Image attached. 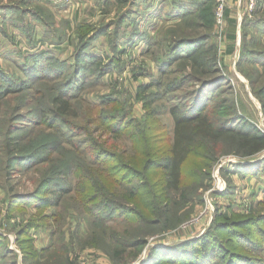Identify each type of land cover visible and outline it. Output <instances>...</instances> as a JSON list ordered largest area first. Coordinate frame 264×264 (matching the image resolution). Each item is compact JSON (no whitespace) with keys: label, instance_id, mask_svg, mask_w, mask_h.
Returning a JSON list of instances; mask_svg holds the SVG:
<instances>
[{"label":"rangeland","instance_id":"rangeland-1","mask_svg":"<svg viewBox=\"0 0 264 264\" xmlns=\"http://www.w3.org/2000/svg\"><path fill=\"white\" fill-rule=\"evenodd\" d=\"M11 1L0 0V5H9ZM91 1L71 0L68 3L56 4L53 0L55 7L45 5L48 8L45 23L49 27L40 37L47 43L42 47L53 45L50 49L54 51L53 56L58 62L67 61L70 64L75 63V45H81L83 41L90 42L89 51L96 57L97 62L91 66L93 76H90L83 87H78L77 99L73 102V109L78 115L71 120L75 127L80 128V132L76 133L79 135L75 136L74 140L80 142L89 138L94 141L92 145H97L98 149L102 147V150L110 154L115 152L117 157L112 155L108 161L100 163L107 167L117 164L118 167L111 172L98 171L92 167L90 175L87 169L83 168L81 177H75L77 181L72 183L73 188L76 187L73 195L69 199L63 198L59 207L50 208L41 215L35 203H29L30 201H21L20 208L16 207L13 212L8 213L9 196L5 189L13 187L15 192L30 193L42 177L43 167L18 173L9 180L4 174L3 158L9 150V139H12L13 134L20 135L17 131H10L11 127L24 125L15 118L19 115L33 116L38 113L39 105L43 101L42 96H38L42 93V88L47 89L48 97H54L68 81L72 68L66 70L61 63L45 62L46 65L40 67L43 71L30 73L32 61L24 62L20 57L21 53H28L27 46H21L19 43L15 46V42L5 38L2 28L3 22L8 20V13L0 9V94L9 85L14 87L13 90L21 88L22 91L0 99V250L3 254L15 253V264H25L21 249L26 248V245H22V242L26 243V238L30 237L33 242L31 244L35 247L49 246L50 250L43 255V264L60 261L62 263L65 256L68 261L75 260V264H113L105 254H109L106 249L115 251L120 248L124 241L123 229L120 227L125 222L121 218L114 224L109 216L101 218L102 223L89 218L78 206V194L84 193L88 183H80L79 180L90 177L94 182L99 181L96 188H101L110 177L113 180L118 179L117 174H121L119 170H123V163L132 161L131 164L138 168V160H141V157L137 154L140 149L144 151L145 144L134 138L141 128L139 125L147 129V145L152 151L149 157L151 161L158 162L165 158L166 155L162 154L170 148L174 133V123L169 110L174 106L183 110L191 108L193 102L186 99L187 94L199 88L202 81L211 78L209 75H201L192 66L191 61L174 59L173 65L169 63L174 56L169 45L173 46L175 41L183 36H199L196 32L198 13L205 0H122L119 5L115 4L116 1L108 5L103 0L104 3L100 7V3L93 5ZM94 6L98 12L96 16H92ZM15 16L17 15L11 16L13 21ZM239 16L240 14L237 16V29L234 31L229 22L223 30L213 27L212 30L201 31V34L209 33L206 44L214 45L217 49L216 76L225 80L208 91L206 89L208 107L212 109L213 115L218 113L215 117H219V123L227 122L230 126L243 130L255 129L256 132L264 134V10L246 14L240 23ZM123 17L126 19L123 20ZM245 19H248L246 21L249 22V27L243 31L242 24ZM8 23L11 24V20ZM68 23L70 24L67 25ZM80 23L88 24H84L79 30L80 34H86L93 29L83 39L80 34H76ZM14 40L16 41L15 38ZM66 41L68 43H65ZM13 46L16 48H11ZM187 50L195 49L190 46L181 49ZM101 68L105 74L98 77L97 72ZM188 75H193L200 81L189 82L179 87L180 89L168 91L176 82H185ZM159 84L163 85L158 86ZM141 86H145V91L141 98L137 99L136 94ZM52 107L48 106L46 111ZM117 112L128 116L125 122L128 131H124L121 139L114 137L110 125H107V128L102 126V120ZM91 120L93 121L90 122ZM46 134L44 130L34 132L31 128L26 135L24 146H30L36 138ZM133 140L138 144L133 146ZM85 148L84 156L91 161L90 150ZM55 150L56 148L51 151V156L56 154ZM263 157L264 151L253 158H241L227 152L220 156L212 170L200 173L199 159L194 155L183 168V185L187 187L192 198V214L189 221L187 224H180L179 231L147 237L146 246L141 249L140 255L126 264H141L155 245L172 246L204 236L216 219L222 216L219 214L228 213L231 218L236 215L233 219L264 215L263 180L252 175L251 168H245L248 167L246 164L253 166ZM128 182L137 181L129 179ZM213 187L224 190L207 198L208 190ZM208 200L212 202L213 212H210L211 209L206 211ZM74 201L77 202L76 205ZM42 216H46L42 227H33L27 237L18 238V231L22 226ZM129 219L133 225L134 217L130 216ZM126 226L127 232L130 233V227L127 224ZM1 259L2 255L0 262L5 264L14 261L11 254L5 261L2 262Z\"/></svg>","mask_w":264,"mask_h":264},{"label":"trees","instance_id":"trees-1","mask_svg":"<svg viewBox=\"0 0 264 264\" xmlns=\"http://www.w3.org/2000/svg\"><path fill=\"white\" fill-rule=\"evenodd\" d=\"M112 1L105 0L108 5ZM98 3H100V7L104 1L98 0ZM116 3L119 5L122 0H116ZM0 9L8 13L6 14L8 15L6 17L7 22H3V35L15 42L8 33L10 26L8 22L11 20L13 25L20 28L27 39L28 53H21L20 57L23 58L24 62L32 61L33 67L30 73L35 74L38 71H43V68L40 67L46 65L45 62L50 64L61 63L66 70L72 68L68 81L62 85L63 87L54 97H48L47 89L42 88V93L40 92L38 96H42L43 101L39 105L38 113H34L33 116L19 115L15 118L16 121H20L24 125L19 127L17 124L13 128L11 127L10 131H17L20 135L13 134L12 139H9L10 142L7 147L9 150L3 158L4 174L9 180L18 173L30 172L43 167V175L30 193L15 192L13 187L5 189L9 196L8 213L13 212L16 207L20 208L21 201H30L29 203H35L41 215L42 212L48 211L50 208L59 207L63 198L69 199L73 195L76 187L74 189L72 183L75 182V177H81L83 168L87 169L89 175L92 174V167L98 171L111 172L118 167L117 164L107 167L100 162L108 161L112 155L115 157L117 155L115 152L110 154L102 150V147L98 149L97 145L93 146L94 141L89 140V138L80 142L74 140L75 136L79 135L76 133L80 132V128L75 127L71 120L78 115L73 109V102L77 99L78 87H83L89 81L90 76H93L91 66L97 62L96 57L89 51L90 42L83 41L81 45H75V63L58 62L59 60L53 56L54 51L50 49L53 48V45H49L48 49L42 47L46 44H42L36 38V27L32 23V21H37L42 23L45 29L48 28L49 25L47 26L45 23L48 14L45 10L32 9L25 2ZM215 9L213 0H205L198 13V30L196 32L199 36H183L178 38L173 46L169 45V49L171 48L174 55L169 60L170 65L174 64V59L183 62L191 61L192 66L201 75H209L211 78L202 81L199 88L187 94L186 99L193 102L191 108L183 110L174 106L169 110L174 123V133L170 148L162 154L166 157L158 160V162L151 161L149 157L152 151L151 147L147 145L149 140L146 133L147 129L139 125L141 128L134 138H138L140 143L145 144H143L144 151L140 149L137 154L141 157V160H138V168L131 164L132 161H126L127 163H123V170H119L121 174H117L119 175L118 179L113 180L110 177V180L103 183L101 188H96L99 181L94 182L90 177L79 180L80 183H88L84 193L79 192L78 194V206L89 218L102 223L101 218L109 216L114 224L121 218L125 222L120 227L123 229L124 237L120 248L115 251L106 249L109 254H105L109 256L113 264H126L129 260L137 258L141 249L146 246L147 237L174 230L179 231L182 224H187L192 214L190 208L192 198L187 187L183 185V168L194 155L198 156L200 173H202L212 170L220 156L227 152L241 158H253L264 151V134L256 132L255 129L243 130L230 126L227 122L225 124L219 123V117H215L218 113L213 115L212 109L208 107L209 99L206 96V89L208 91L211 87L225 81L216 76L218 75L216 67L218 62L217 49L214 45L208 46L206 44L209 33L201 34V31L212 30L215 27ZM108 13L109 11L105 15ZM14 15L17 16L13 21ZM29 16L31 19L33 18L30 22ZM122 19L125 20L126 17ZM246 20L248 21L245 19L244 24H242L243 31L249 27V22ZM84 24L80 23L77 26L76 34L78 36L79 30L83 28ZM233 26L237 29V22H234ZM88 33H81V39L87 37ZM102 33L103 31L100 32V34ZM92 39L94 40V37ZM72 46H74L73 41ZM187 46L194 47L195 50L181 51ZM50 70L55 71L53 68ZM97 73L99 74L98 77L105 74L102 68ZM199 81L193 75H188L185 82H181V84L176 82L172 89L168 88V91L180 89L179 87L189 82ZM162 85L159 84L158 86ZM13 88L11 85L7 86L0 94V99L13 95L17 91L22 92L20 91L21 88H16L17 90H13ZM144 91L145 86H141L136 98H141ZM48 106L49 108L53 107L47 112ZM122 115L123 113L120 115V112L111 113V116L102 120L103 124L101 123L103 127L107 128V125L112 127V133L116 139H121L124 131H128L127 125H125L128 116ZM128 126L130 125L128 124ZM31 128L34 129V132L44 130L47 134L36 138L30 146H24L26 135ZM133 141V146L138 144L135 140ZM85 147L90 150L91 161H88L84 156ZM55 148L54 153L56 154L51 156V151ZM246 165L248 167L245 168H251L253 171L251 174L258 176L264 183V157L253 166L251 164ZM129 179H136L137 182H128ZM73 203L77 204L75 201ZM203 205L201 202V206ZM219 215L222 216L216 219V222L204 236L172 246L155 245L141 264H264V215L257 217L251 215V217L238 219H233L236 215H232L234 217L231 218V214L228 213ZM130 216L135 219L133 225L130 222ZM45 217H39L32 223L27 222L18 231V238L27 237L33 227H42ZM126 224L130 227V233L127 232ZM179 235L181 236V234ZM26 239V243L22 242L26 248L21 249L25 264H43V255L50 250L49 246L46 249L37 250L31 244L32 237ZM10 254L14 258L10 264H15V253L5 252L1 261H5ZM52 264H75V260L68 261L65 256L64 262H53Z\"/></svg>","mask_w":264,"mask_h":264},{"label":"crops","instance_id":"crops-1","mask_svg":"<svg viewBox=\"0 0 264 264\" xmlns=\"http://www.w3.org/2000/svg\"><path fill=\"white\" fill-rule=\"evenodd\" d=\"M78 1H80V0H78ZM116 0H113L112 2H115ZM127 1H129V0H125V2H127ZM22 2H25V4H28L29 6H31L32 7V9H42V10H45V12H47L48 11V8L45 6V5H47L48 6V4H50V6L49 7H55L56 6V4H54V2H53V0H12L11 2H10V4L9 5H6V6H13V4L15 5V4H18V5H20ZM53 2V3H52ZM91 2H93V5H94V3L96 4V3H98V0H95V2L92 0ZM124 2V3H125ZM53 4V5H52ZM0 6H3V5H0ZM58 6H61V5H58ZM78 6H79V4H78ZM3 7H5V6H3ZM80 7V6H79ZM93 7V6H92ZM228 10H227V22H229L228 24H229V26L231 27V29H232V31H234V29H235V27L233 26V23L234 22H236V20H237V16L240 14H243V12H245L246 11V2H245V0H228ZM19 8V7H18ZM77 8V7H76ZM94 9V15H92V16H96L97 14H98V12H97V8H95V6H94V8H92V10ZM257 11H256V13L258 12V11H263L264 10V0H258V4H257ZM65 14V13H64ZM29 18H30V16H29ZM67 18V17H66ZM33 19V18H32ZM32 19L30 18V20H29V22L30 21H32ZM32 23H33V26H35L36 27V38H38L39 40L40 39H42V40H40V42L42 43V44H47L46 42H44L45 40H43V37H40L41 36V34H44V31L46 32V29H45V27H44V25L42 24V23H40V22H37V21H32ZM230 23H231V25H230ZM70 23H68L67 25H69ZM13 26V27H12ZM73 31H74V29H73ZM8 33H9V35L11 36V37H13V38H15L16 39V41H15V46H18L17 45V43H19V44H21V46L24 44V45H26V46H29L28 44H27V39H26V37L22 34V32H21V30H20V28L19 27H17V26H15V25H13V23H11L10 24V26L8 27ZM6 38V37H5ZM7 39H9L10 40V38H7ZM43 41V42H42ZM68 41V40H67ZM65 42V43H68V42ZM15 46H13V47H11V48H16ZM44 49H48V47L47 48H44ZM37 250H43V249H46L47 248V246H41L40 248H38V247H35ZM1 251V250H0ZM0 255H3V252L1 251L0 252ZM0 264H5V263H1L0 262Z\"/></svg>","mask_w":264,"mask_h":264},{"label":"built area","instance_id":"built-area-1","mask_svg":"<svg viewBox=\"0 0 264 264\" xmlns=\"http://www.w3.org/2000/svg\"><path fill=\"white\" fill-rule=\"evenodd\" d=\"M71 0H55L56 4H62V3H68ZM215 2V27L216 28H220V29H224L227 25V18H226V14H227V10H228V0H213ZM246 2V11L243 12V14H241L238 18V23L241 22L243 16H245L246 14H254V12L256 11L257 8V4H258V0H245ZM239 28V26H238ZM213 178L215 179L216 176L215 174H213ZM224 189L223 188H210L207 192V198L215 195L216 192H222ZM210 208H209V207ZM209 209H211L213 212V205L211 201H207L206 202V211H208ZM2 228V225L0 223V230Z\"/></svg>","mask_w":264,"mask_h":264}]
</instances>
